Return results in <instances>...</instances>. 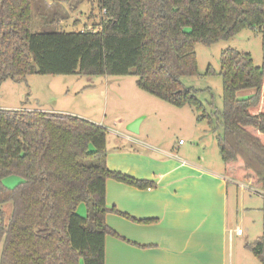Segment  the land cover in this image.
Here are the masks:
<instances>
[{"label": "trees", "instance_id": "16d2710c", "mask_svg": "<svg viewBox=\"0 0 264 264\" xmlns=\"http://www.w3.org/2000/svg\"><path fill=\"white\" fill-rule=\"evenodd\" d=\"M35 1L0 0V84L30 75L135 74L139 89L191 107L213 132L222 128L227 177L263 184L264 55L256 66L250 53L222 51L220 111H208L182 78L197 74V42L257 27L264 51V0H97L100 27L74 32L33 31ZM244 89L254 93L239 99ZM106 155L107 129L87 118L0 108V264H106V236H119L106 222L117 212L107 205V180L154 186L111 170ZM13 174L21 181L9 188L4 178ZM252 251L264 261L263 241Z\"/></svg>", "mask_w": 264, "mask_h": 264}, {"label": "crops", "instance_id": "0c3cea01", "mask_svg": "<svg viewBox=\"0 0 264 264\" xmlns=\"http://www.w3.org/2000/svg\"><path fill=\"white\" fill-rule=\"evenodd\" d=\"M164 107L163 111L184 120L178 129L186 128L191 119L188 136L192 144H181L183 139L177 142V133L172 132L178 126L172 124L165 127L169 128L163 135L138 138L141 123L139 133L127 129L137 116L126 122L127 133L116 131L114 142L107 137V167L152 181L154 186L141 188L107 180V205L117 212H108L106 222L119 236H106V264H256L252 257L264 264L254 255L252 247L256 245L245 236V230L241 235L235 232L240 227L230 206L235 180L225 175L217 142L206 138L211 131L208 121L202 125L204 121H198L189 106ZM2 109L83 117L41 101Z\"/></svg>", "mask_w": 264, "mask_h": 264}, {"label": "rangeland", "instance_id": "374dc122", "mask_svg": "<svg viewBox=\"0 0 264 264\" xmlns=\"http://www.w3.org/2000/svg\"><path fill=\"white\" fill-rule=\"evenodd\" d=\"M34 13L35 32L98 29L102 21L97 0H36ZM228 48L250 53L256 66L263 63V34L257 27H246L228 39L211 44L197 42V74L184 76L182 82L186 87L194 88L197 98L207 106L208 111H220L223 107L220 59L222 51ZM252 94L249 89H244L237 96L247 99ZM40 101L52 106L55 104L60 109H70L75 114L101 123L107 129L110 142H114L116 131L127 133L126 122L136 116L135 120L142 119L138 138L163 135L172 124V127L178 126L172 132V135L177 133V142L179 139H183L186 145L193 142L188 136L192 133L191 119L186 120V128L178 129L184 120L162 109L164 106L174 108L173 105L139 89L135 74L30 75L24 81L8 79L0 84V108L29 107L30 103L36 105ZM202 121V125H207V121ZM166 126L169 127L165 129ZM221 132L222 128L219 127L215 132L207 133L206 138L214 140L215 144ZM197 142H200L199 139ZM20 181L21 177L14 174L4 178V184L9 188L16 187ZM242 184L248 187L243 188ZM231 188L233 195L230 206L233 205L235 221L245 230V236H250L252 245L260 241L264 243V182L260 186H250L235 180ZM83 206L79 207V213L85 215L86 207ZM81 208L84 209L81 211ZM4 211L7 215L10 207H4ZM252 258L256 264H260Z\"/></svg>", "mask_w": 264, "mask_h": 264}, {"label": "water", "instance_id": "95a60500", "mask_svg": "<svg viewBox=\"0 0 264 264\" xmlns=\"http://www.w3.org/2000/svg\"><path fill=\"white\" fill-rule=\"evenodd\" d=\"M141 120L140 119L134 120L133 122H131L130 124H128L127 129L130 132H132V133H139V125H140Z\"/></svg>", "mask_w": 264, "mask_h": 264}, {"label": "built area", "instance_id": "2783aa9c", "mask_svg": "<svg viewBox=\"0 0 264 264\" xmlns=\"http://www.w3.org/2000/svg\"><path fill=\"white\" fill-rule=\"evenodd\" d=\"M183 142H184L183 140H180V143H181V144H182ZM242 187H243V188H247L248 186L242 184ZM235 232H236V234L241 235V234L243 233V229H242L241 227H237V228L235 229Z\"/></svg>", "mask_w": 264, "mask_h": 264}]
</instances>
